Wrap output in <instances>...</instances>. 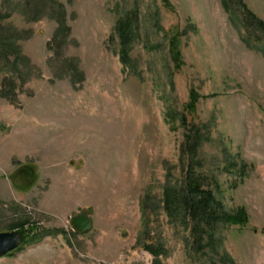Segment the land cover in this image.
Returning a JSON list of instances; mask_svg holds the SVG:
<instances>
[{"label":"rangeland","instance_id":"374dc122","mask_svg":"<svg viewBox=\"0 0 264 264\" xmlns=\"http://www.w3.org/2000/svg\"><path fill=\"white\" fill-rule=\"evenodd\" d=\"M242 1L264 22V0ZM60 10L69 32L56 39ZM231 10L234 20L222 0H0V233L37 228L0 264H264V34ZM133 13L127 68L115 27ZM194 136L204 189L248 216L219 225L213 251L163 206ZM82 211L91 229L78 234Z\"/></svg>","mask_w":264,"mask_h":264},{"label":"trees","instance_id":"16d2710c","mask_svg":"<svg viewBox=\"0 0 264 264\" xmlns=\"http://www.w3.org/2000/svg\"><path fill=\"white\" fill-rule=\"evenodd\" d=\"M222 4L233 20L236 18V14L234 11L235 9L231 10V8L237 7V9L241 11L243 17L242 24L246 30H248V28H254L264 34V22L248 10L242 0H222ZM134 15L136 14L133 13V16H131V14H125L124 17L117 22L115 27V33L119 39L120 45V63L127 68L132 67V60L129 55L130 45L139 37L137 31V18ZM58 16L59 17L56 19L58 22V30L55 35L56 39L59 38V34L64 35L69 32V28L65 26L62 10H60ZM175 43H177L175 39L170 41L169 52L174 67L178 68L181 65L180 53L177 50V45ZM3 53L4 52L0 47V55ZM197 100L198 96L193 90H191L190 101L185 106L184 111L192 113ZM182 123L184 126H187L185 115H182ZM189 128L195 129L193 126H190ZM195 135H198V130H195ZM187 138L190 139L188 140L187 150L191 156L188 173L182 183V187H167L164 191L163 206L169 217L173 215L175 219L176 217L181 218L183 223L190 225V230L194 237L193 244L196 249L203 250L210 248V250L213 251L215 245V231L217 227L219 225L244 226L248 222V216L243 208L237 209L234 213L225 212L222 204L215 198L213 192L209 189H204V179L197 176L194 173L193 168V164H199V162L194 161L198 148L196 143L197 136H194V140L190 144L189 141H191L192 138ZM25 226H27V223L23 222L18 224L15 229L21 233L23 239L26 238L28 231H37V228L35 227L25 230ZM148 249L154 257L158 255L159 251L157 248ZM227 260L232 264L228 258ZM221 262L225 264L224 260H221Z\"/></svg>","mask_w":264,"mask_h":264},{"label":"water","instance_id":"95a60500","mask_svg":"<svg viewBox=\"0 0 264 264\" xmlns=\"http://www.w3.org/2000/svg\"><path fill=\"white\" fill-rule=\"evenodd\" d=\"M71 225L78 234H85L91 229V220L87 213L82 211L71 220ZM22 241L19 231L0 233V258L18 249Z\"/></svg>","mask_w":264,"mask_h":264}]
</instances>
